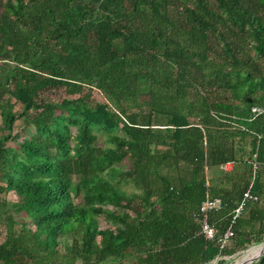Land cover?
<instances>
[{"label": "trees", "instance_id": "16d2710c", "mask_svg": "<svg viewBox=\"0 0 264 264\" xmlns=\"http://www.w3.org/2000/svg\"><path fill=\"white\" fill-rule=\"evenodd\" d=\"M0 119V264H230L264 242V0H0Z\"/></svg>", "mask_w": 264, "mask_h": 264}, {"label": "built area", "instance_id": "2783aa9c", "mask_svg": "<svg viewBox=\"0 0 264 264\" xmlns=\"http://www.w3.org/2000/svg\"><path fill=\"white\" fill-rule=\"evenodd\" d=\"M256 165L253 164V168ZM257 197L253 195L249 189H246L238 204L232 209L231 211V219L228 227L224 230L221 237L219 238V248L222 249L229 245L230 239L233 235L232 225L235 220L240 217L244 204L247 200H256ZM221 206V199L219 197H210L208 195L201 201L198 211L200 216V233L204 236L207 240H212L215 237L216 230L214 226L209 222V213L212 210H216ZM220 258V256L216 257L215 260Z\"/></svg>", "mask_w": 264, "mask_h": 264}, {"label": "rangeland", "instance_id": "374dc122", "mask_svg": "<svg viewBox=\"0 0 264 264\" xmlns=\"http://www.w3.org/2000/svg\"><path fill=\"white\" fill-rule=\"evenodd\" d=\"M92 95H93V97H95L98 100L99 99H102V95L96 89H92ZM41 96L46 97L48 99L50 98L52 100L59 101L65 95H64V92L62 90H59V89L58 90L50 89L48 91L42 92L41 93ZM16 126H18V128H19L20 127V124L17 123L15 125V127ZM124 189H126V190L129 191V190H131V186L130 185H126V186H124ZM1 197H6V199L8 201H12V200H14L15 195H14L13 192L9 191L7 194H1L0 195V198ZM102 218H103V215L100 216V223H101V225H104L105 226L106 224H105L104 220H102ZM0 238H1V236H0ZM259 244H261V243H259ZM259 244L253 245L252 247H248L246 250L240 251L237 254L232 255L231 256L232 259L230 261V264H236V263H239L243 258H249L252 255V253H253L252 250H255L256 247L259 246ZM253 254H255V253H253Z\"/></svg>", "mask_w": 264, "mask_h": 264}, {"label": "water", "instance_id": "95a60500", "mask_svg": "<svg viewBox=\"0 0 264 264\" xmlns=\"http://www.w3.org/2000/svg\"><path fill=\"white\" fill-rule=\"evenodd\" d=\"M263 252H264V242L261 243V247L256 254H253L249 258L242 260L239 264H249L253 260L257 259Z\"/></svg>", "mask_w": 264, "mask_h": 264}, {"label": "crops", "instance_id": "0c3cea01", "mask_svg": "<svg viewBox=\"0 0 264 264\" xmlns=\"http://www.w3.org/2000/svg\"><path fill=\"white\" fill-rule=\"evenodd\" d=\"M0 127H1V119H0ZM231 167H232V165L230 163H226V164L223 165L222 168L225 169V170H230Z\"/></svg>", "mask_w": 264, "mask_h": 264}, {"label": "bare ground", "instance_id": "6f19581e", "mask_svg": "<svg viewBox=\"0 0 264 264\" xmlns=\"http://www.w3.org/2000/svg\"><path fill=\"white\" fill-rule=\"evenodd\" d=\"M259 246H261V244H259ZM251 247H252V246H251ZM243 259H244V258H243ZM243 259H242V260H243Z\"/></svg>", "mask_w": 264, "mask_h": 264}]
</instances>
